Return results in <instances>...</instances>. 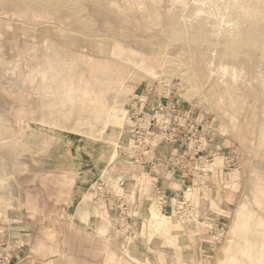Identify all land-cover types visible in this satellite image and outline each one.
I'll return each mask as SVG.
<instances>
[{
  "label": "rangeland",
  "instance_id": "rangeland-1",
  "mask_svg": "<svg viewBox=\"0 0 264 264\" xmlns=\"http://www.w3.org/2000/svg\"><path fill=\"white\" fill-rule=\"evenodd\" d=\"M200 1L186 7L178 0H0V264H18L36 235L35 212L55 209L78 212L77 222L106 243L104 264H230L226 257L245 243L234 232L248 226L253 249L264 252V52L240 41L244 36L264 42V16L243 17L233 9L215 31L207 20L206 30H196L194 21L210 6ZM251 4V9H262ZM221 6L219 12L227 14ZM200 8L201 16L194 15ZM226 32L237 39L222 43ZM223 63L246 66L240 90L233 87L231 73L223 74ZM74 78L84 80L82 87L103 81L110 103L124 109L127 121L134 99L141 98L138 106L147 122L159 101L177 100L199 125L203 164L196 179L184 177L172 160L190 148L184 139L174 144L156 140L153 155L164 164L156 171L146 166L134 172L117 156L111 162L112 144L104 146L84 127L73 128L79 109L87 105V92H80L75 106L66 98L58 105L61 88ZM162 86L168 89L150 91ZM69 107L75 108L68 115L73 119H56L60 109ZM122 133L118 145L126 147L128 123ZM52 138L56 146H41L34 155L37 141ZM40 157L42 163L34 164ZM35 166L45 175L26 179ZM133 178L157 180L166 191L165 207L161 210L151 181L140 190ZM101 179L113 192L109 198L100 195ZM120 179L126 180L124 187ZM117 194L130 203L122 227ZM180 204L191 212H179ZM154 208L179 219L183 233L177 247L153 248ZM194 219L200 233L187 226ZM45 234L52 237L49 230ZM131 248L143 250L148 262L131 258Z\"/></svg>",
  "mask_w": 264,
  "mask_h": 264
},
{
  "label": "bare ground",
  "instance_id": "bare-ground-1",
  "mask_svg": "<svg viewBox=\"0 0 264 264\" xmlns=\"http://www.w3.org/2000/svg\"><path fill=\"white\" fill-rule=\"evenodd\" d=\"M19 1H22V0H19ZM178 1L180 3L182 2L186 7L189 6L190 2H191V0H178ZM201 1L200 2L202 5V3L205 2V0H201ZM206 1L208 3H210L209 9L204 10L205 11L204 17L203 16H202V18L200 17L201 19H199V20L197 19L198 18L197 17L196 21H194L195 26H196V28H195L196 30L199 27H202V29L206 30L208 25L205 23V20H207L209 22V27L212 28L213 31H215L216 26L221 21H225V19H228L232 16L231 10L233 11V9L237 10V12L240 13L239 15L243 16V17L244 16L247 17L252 13H255V14L260 15V16H264V2H261L260 0H239L236 2H234L235 0L233 2H230L231 0L230 1L228 0V1H225L227 6L225 5L224 0H206ZM262 1H264V0H262ZM251 2L255 5L254 8H256V6H258V7L261 6L262 9H260V10L258 8L257 9H251L252 8ZM257 3H259V5H256ZM260 3H261V5H260ZM221 5H224V7H226L229 10V11H227L228 12L227 14L219 12V10H220L219 7ZM182 7H183V5H182ZM212 7L215 9H213ZM222 7L223 6H221V8ZM195 8H198V7H195ZM226 8H223V9H226ZM19 9H20V7H19ZM19 9H17V11H19ZM22 10H20L21 13H24V11H22ZM24 10H25V8H24ZM181 14L179 16H182L181 18H183V15H181ZM195 14H196V16H198V15L201 16V14H202L201 8L197 12H195L194 15ZM19 15H20V13L18 14V16ZM184 15H186V12H184ZM188 17L190 18L191 16H188ZM188 17L187 16L185 17L186 20H188ZM192 17H194V16L192 15ZM19 18H21V17H19ZM24 18H26V17H24V15H23V19ZM190 29L194 30L191 27H190ZM253 29H255V27H253ZM249 33H251V32H249ZM215 35H217V34H215ZM224 38H227V40L225 39V41L222 43L230 42L231 40L233 41V40L237 39V38L231 37L230 33L225 34ZM197 39H200V37L196 36L195 40H197ZM240 41H245V43L248 44L249 46L255 45L256 48L258 47V51L260 53L264 52V42L260 41L258 39H255V37L252 39V38L243 36V37H240ZM101 45H102V43H101ZM181 52H184V51H181ZM243 52H245V49ZM128 59H130V58H128ZM93 60L95 61V59H93ZM93 60H91L90 62H93ZM234 61H236V60H234ZM52 64H53V62H52ZM245 67L243 66V68H240L239 66H236L234 64H232V65H228L226 63L222 64L223 74H227V73L232 74V77H233L232 84H233V87L237 90L238 89L240 90L242 85L246 82V80L244 78ZM189 80H190V78L185 79V81H187L188 83H189ZM80 81H84V80L81 78ZM80 81L78 80V82H76L75 78H74V79H72V81L70 80L69 82H67L66 83L67 85L64 88H61V89H63V95L60 97L61 100L58 102V105L61 106L63 104V102L65 101V98H66L69 100V102L73 103L72 104L73 106H75L76 104H78V100L80 99V92L83 91L85 96H86V92H87V105L84 108L79 109L78 116L76 118L75 124L73 125L74 126L73 128H78L81 130L84 127V129H87V134H89L90 136L95 137L96 135H98L99 137H101L104 146H106L108 144H112L113 145V152L111 153L109 160L111 162H113L117 156L118 161H121V158L118 157V155H117V151H118L117 149L119 148L118 143H119L120 139H122L123 129L126 127V125L128 123V121L125 118L124 109L118 108V106H116V104L112 105L110 103L109 98L107 97L106 93L104 92V88H102L103 81L100 82L101 86L96 85V84L92 85L88 81L87 83L85 82L84 87H82V84H81L82 82H80ZM199 81H201V80H199ZM115 84H118V83H115ZM127 86H128V89L134 88V85L131 83L128 84ZM88 94H89V96H88ZM115 100H117V99H115ZM60 110H61L62 115H60L58 118L56 117V119L60 120V117H61L63 119V122H65V123L67 122V120L70 121V119H73L72 117L68 118L69 117L68 115L73 114L75 112L74 111L75 108L69 107L66 110H63V109H60ZM84 113H87L86 116H83ZM64 115H67V116H64ZM63 117H65V118H63ZM64 119H67V120L65 121ZM109 126H111L110 130H108ZM105 173H106V171L104 172V174ZM157 209H155V208L151 209L153 211H152V219L150 220L151 229L149 232V236H150V239L154 240V247L153 248L154 249L161 248V246L164 247L165 244H167V245L169 244L170 246H172L174 244L177 247L176 241L178 242V240H179V236H180L179 233H183V231H182L183 229L181 228L182 225H181L179 219L176 217V215L174 213L167 214V213L162 212V211L157 210ZM244 225H246V224L244 223ZM187 226L189 228H195V230H197V233H200V231H201V227L199 225V222L196 219H194L193 222H189ZM101 230L105 231V229H101ZM251 231L252 230L250 229L249 226H248L247 230H243V229L235 230V232H234L235 235L239 239L243 240L245 243L238 250V252H237L238 254L233 253L232 255H228L226 257L230 261L229 262L230 264H264V252L262 253L259 250L253 249V247L255 245V241L252 239V237H250ZM195 236H196V234H195ZM126 240H128V239H126ZM137 249L138 248H136V249L131 248L128 251L129 256L135 260H143L145 262H148V257L146 255V253L141 249H138V250ZM162 251L166 252V248H163ZM229 252H230V247L228 248V253ZM239 254H241L243 256V258H239V256H240ZM161 259H162V257H161Z\"/></svg>",
  "mask_w": 264,
  "mask_h": 264
},
{
  "label": "built area",
  "instance_id": "built-area-1",
  "mask_svg": "<svg viewBox=\"0 0 264 264\" xmlns=\"http://www.w3.org/2000/svg\"><path fill=\"white\" fill-rule=\"evenodd\" d=\"M162 89L165 91L168 89V86H162V88L152 87L150 91L154 90L155 92L158 91V93H161ZM141 102V98L134 99V105L128 111L130 116L128 120L131 133L130 144L126 147H119L118 155L120 158L128 167L133 168L134 172L146 166L150 167L152 171H156L164 166L160 158L153 155L155 153L154 146L156 140H161L162 138V140H165L168 144H174L180 139H184L189 143L190 148L188 150H182L173 157L172 160L173 163L182 167L184 177L193 178L192 181H194L203 164V156L199 155V153L203 152L202 144L201 140L197 139L199 125L189 120L187 113H185L186 111L181 107L180 103L171 98L159 101L149 115L150 121L147 122L145 119V112L142 110V105H140V107L138 106ZM182 120L184 123H181ZM158 136L159 138H155ZM212 138L213 137H210V141H213ZM150 181L152 192L158 199L162 210L167 202L166 191L158 184L157 180L150 179L146 183H150ZM133 182L140 190L143 188V185L146 184L145 180L140 181L136 178H133ZM118 183L121 187H124L126 180L120 179ZM107 186L108 185L103 179L99 181L98 188L100 195L109 198V196L113 195V192L107 190ZM189 191L190 189L188 192ZM115 197L117 198L118 208L121 212L117 222L119 226L122 227L127 222L130 203L123 194H117ZM177 208L179 212H191L190 209L187 210L184 204L178 205Z\"/></svg>",
  "mask_w": 264,
  "mask_h": 264
},
{
  "label": "crops",
  "instance_id": "crops-1",
  "mask_svg": "<svg viewBox=\"0 0 264 264\" xmlns=\"http://www.w3.org/2000/svg\"><path fill=\"white\" fill-rule=\"evenodd\" d=\"M40 141L34 145V155L37 154L41 146L45 145L50 150L57 143L54 139L53 142L45 141L42 143ZM41 159V157L36 159L34 164L40 165ZM55 170H58L55 173L60 175L59 167H56ZM42 172L35 166L33 172H29L30 174L26 179L32 180V175L38 179L45 175ZM29 184L30 182L27 181L26 185ZM32 190L39 192L37 194L40 196L44 194L43 189L33 187ZM59 211L60 209H55L52 212H35L36 235H34L30 247L25 251L18 264H104L106 257L102 255L106 253L103 251L106 249V243L100 240L89 227L80 224L78 212L70 214ZM45 219H48L50 223L43 224ZM48 230L52 237L46 236L45 232Z\"/></svg>",
  "mask_w": 264,
  "mask_h": 264
}]
</instances>
